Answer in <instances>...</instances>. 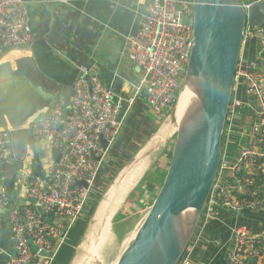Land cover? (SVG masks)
<instances>
[{
    "label": "built area",
    "instance_id": "1",
    "mask_svg": "<svg viewBox=\"0 0 264 264\" xmlns=\"http://www.w3.org/2000/svg\"><path fill=\"white\" fill-rule=\"evenodd\" d=\"M257 2L246 0L243 4L248 8ZM192 18V0H146L138 17V31L122 50V56L140 68L130 92L115 95L94 77L91 87L77 78L67 106L59 101L38 118H31L33 143L48 144L58 157L45 174L18 169L12 192L23 199L17 204L12 203L0 174V223L5 222L12 244L3 264L54 263L75 224L90 215L105 154L122 127L119 112L124 103V115L139 99L157 117L169 115L193 44ZM34 38L26 1L0 0V56L29 46ZM250 43L259 51L263 49V27H244L219 166L200 222L177 264H200L195 253L202 233L223 213L237 217L243 211L264 210V66L246 60ZM78 72L90 74L82 66ZM242 109L249 114L247 120ZM11 132L9 127L0 130V166L16 159ZM28 150L29 146L27 154ZM230 243L228 264L264 261V234L239 226L232 230Z\"/></svg>",
    "mask_w": 264,
    "mask_h": 264
},
{
    "label": "water",
    "instance_id": "2",
    "mask_svg": "<svg viewBox=\"0 0 264 264\" xmlns=\"http://www.w3.org/2000/svg\"><path fill=\"white\" fill-rule=\"evenodd\" d=\"M243 0H192L193 44L185 70L184 86L170 112L173 133L161 139L160 149L174 139L170 162L153 202L131 243L120 255L116 264H177L185 251L202 217L205 202L211 191L221 156V138L231 97L233 80L241 49L244 27H262L264 24V0L245 8ZM32 27V20L30 19ZM30 76L25 72L8 80L11 97L0 96V127L12 129V150L16 159L8 167L21 168L19 159L27 154V147L36 158L32 140L31 118L42 104L50 106L60 96L61 87L43 88L46 98H40L30 87H44L38 81V73L32 67ZM140 72V68L136 67ZM50 77V76H49ZM91 74L83 78L91 87ZM54 80V78L50 77ZM52 80V81H53ZM190 89L194 101L183 119L175 116L181 94ZM54 96V97H53ZM63 96H60L62 98ZM59 98V99H60ZM116 98L113 99V102ZM65 106L70 96L64 97ZM126 110L122 105L119 118ZM27 126V127H26ZM164 137V138H163ZM150 140L116 175L113 186L126 175L148 151ZM103 149L107 143L102 142ZM111 189V186H110ZM109 189V190H110ZM108 190V192H109ZM108 192L99 200L86 228L90 242L100 229L98 217ZM187 211L190 215L184 216ZM52 221V219L50 220ZM62 222V220H58Z\"/></svg>",
    "mask_w": 264,
    "mask_h": 264
},
{
    "label": "crops",
    "instance_id": "3",
    "mask_svg": "<svg viewBox=\"0 0 264 264\" xmlns=\"http://www.w3.org/2000/svg\"><path fill=\"white\" fill-rule=\"evenodd\" d=\"M25 1L35 38L29 46L6 52L0 56V96L11 97L8 80L31 71V66L36 71L43 72V74L38 73L37 78L44 87L28 88L34 89L35 94L40 98L47 97V94L42 92L43 88L61 87L59 91L60 96L63 97L59 96L52 105L59 101L64 103L65 96L71 98L72 87L78 78V67L80 66L87 68L92 77L98 79L103 86L113 90L115 95L122 96L130 92L137 80L138 72L135 65L122 56V50L126 40L135 36L138 31V17L144 9L146 0ZM246 60L257 66H264V60L260 58V52L256 47L249 51ZM27 74L30 76V73L27 72ZM48 107L42 104L35 113ZM147 110L141 117L133 115L128 117L129 111L122 115L121 130L105 154L95 195L92 196V199H97V202L107 194L110 186L112 188L116 175L151 139L164 134L166 137L173 133L170 113L166 118H161L148 108ZM247 116H249L248 112ZM1 129L3 128L0 127ZM157 139L150 143L148 147L150 150L145 154L146 156H143L129 170L131 171L138 163L145 161L143 162L145 170L115 211L122 209V213L127 212L125 215L129 213L131 216H136L145 209H149L147 197L139 196V200L133 206H128L127 201L152 167L158 168L160 177L164 174L166 165L163 163L168 159L165 151L170 141L165 148L160 149L161 139ZM42 146L52 151H50V156L44 155L43 162H54L58 157L57 152L48 145ZM28 154L33 162L31 170L46 173L50 163L45 169L42 168L37 148L36 158L33 157L31 149L28 150ZM156 161L159 163L158 166H155ZM3 165L0 166L1 170ZM5 174L2 171L3 177ZM100 194L102 196L99 199L97 196ZM13 197L20 202L23 199L20 195L18 198L12 192ZM15 202L17 203L16 200ZM239 226L250 233L264 234V210L243 211L237 217L223 213L221 218L209 222L198 244L195 261L200 264H228L226 254L231 247L232 230ZM11 251L9 231L5 222H2L0 223V264L4 263ZM258 264H264V261Z\"/></svg>",
    "mask_w": 264,
    "mask_h": 264
},
{
    "label": "rangeland",
    "instance_id": "4",
    "mask_svg": "<svg viewBox=\"0 0 264 264\" xmlns=\"http://www.w3.org/2000/svg\"><path fill=\"white\" fill-rule=\"evenodd\" d=\"M184 75L182 76V80L179 83V94L181 93L182 88L184 86V79H185ZM145 110H147V106L145 102L139 99L137 101V104H135V106L128 112L127 115L128 117L132 115L134 117H141L143 113H145ZM173 142H174V139L171 140L169 147L165 151V155L168 156V159L163 164H165L166 166L169 163L170 154H171V146L173 145ZM35 145L37 148V152L41 158L40 160L41 166L43 169H45V167L50 163V161H48L47 163L43 162L44 155L50 156L52 151L51 149L46 150L47 148H44L42 146V145H48V144H35ZM160 160H163V159H160ZM18 161H20L21 167L23 168L31 170L30 167H33V162L29 154H26L23 158L19 159ZM158 164L159 163L156 161L155 166H158ZM8 165L9 164H5L2 166V170L0 169V174H2V171L4 174L6 172L4 180H3V185L6 187L7 191H9L10 193L13 191V188H14V179H15V174H16L15 171L13 172L12 168L16 170V166L13 165L11 166L12 167L11 168V167H8ZM148 175H150V172L147 173V176ZM162 177L163 175H161V178ZM142 189H143V185L138 187L132 193V195L127 201L128 206H133L137 203V201L139 200V196L141 195ZM101 196L102 194L97 196V198ZM13 199L16 200L15 197H13ZM94 201L97 202V199L96 200L92 199L93 204H92L91 211L89 212L90 215L86 216L84 219L82 218L81 220H79L73 227L70 234L68 235L66 242L64 243V245H62L60 251L58 252L54 260L55 264H74L75 262H78L75 264H116L122 252L131 243L134 234L140 227L142 221L144 220L146 216V213L148 212V209H145L141 213L136 214V216L135 215L131 216L129 213L128 215H125L127 212L122 213L121 212L122 209H119L118 211H115L111 215L110 225L108 226L109 233L107 232L108 235L106 233L104 234L101 230L102 228H100L96 234V237L92 236L93 238H91L90 242H84L82 244V241H84V239L86 238L85 231H86L87 225L90 222L92 214L99 202L98 201L96 203ZM101 243H103V245H101ZM60 254L61 256H59Z\"/></svg>",
    "mask_w": 264,
    "mask_h": 264
},
{
    "label": "bare ground",
    "instance_id": "5",
    "mask_svg": "<svg viewBox=\"0 0 264 264\" xmlns=\"http://www.w3.org/2000/svg\"><path fill=\"white\" fill-rule=\"evenodd\" d=\"M194 101H196V99L194 98V96H193L192 92L190 91V89H186L181 94L180 99H179V102H178V105H177L176 110H175V116H176V118L178 120H181V119L184 118V116L186 115L187 111L189 110L191 104ZM165 125H168V124H165ZM148 150H150V149H148ZM143 162H145V161H143ZM143 162L138 163L124 177H122L120 180H118L117 183L114 186H112V188L109 190L107 200L103 204V206L101 207L100 212H99V215H98V217L101 218L100 228H102L101 230H102V232L104 234L105 233L107 234V232L109 233L108 226L110 225L111 215L115 212V210L117 209V207L121 204V202H122L123 198L125 197L126 193L133 187V185L138 180L139 176L145 170V165H144ZM191 212L192 211H187V213H185L184 216L190 215ZM101 245H103V243H101ZM75 263H78V262H75Z\"/></svg>",
    "mask_w": 264,
    "mask_h": 264
},
{
    "label": "trees",
    "instance_id": "6",
    "mask_svg": "<svg viewBox=\"0 0 264 264\" xmlns=\"http://www.w3.org/2000/svg\"><path fill=\"white\" fill-rule=\"evenodd\" d=\"M243 1H246V0H243ZM251 1L257 2L259 0H251ZM263 28H264V24H263ZM252 44L253 43H250L249 44V46H248L249 47L248 52L250 51V49H252V48L255 47V46H252ZM260 58L262 60H264V47H263V50L261 52ZM241 113L243 115L244 120H247L248 119L247 110L246 109H242L241 110ZM170 156H171V154H170ZM56 160H57V157H56ZM169 162H170V159H169ZM168 165H169V163H168ZM168 165L164 168V174H163V177L162 178L158 174V168H156V167L153 168L152 167L150 169V171H149L150 172V175L147 176V174H146L144 176V178L141 180L140 184L138 185V187H140L141 185H143V189L141 191L140 197H142V198H146L147 197V199L149 200V206L153 202V200H154V198H155L158 190L160 189V187H161V185L163 183L164 175H165V173L167 171ZM35 173H38V172H35ZM160 178H161V180H160ZM11 198H12V192H10V199ZM11 201H12L13 204L19 203L18 200H17V203H16L15 202V199L13 200V198L11 199ZM253 234H255V233H253ZM59 256H61V254Z\"/></svg>",
    "mask_w": 264,
    "mask_h": 264
},
{
    "label": "clouds",
    "instance_id": "7",
    "mask_svg": "<svg viewBox=\"0 0 264 264\" xmlns=\"http://www.w3.org/2000/svg\"><path fill=\"white\" fill-rule=\"evenodd\" d=\"M263 27V26H262ZM263 50V49H262ZM262 50L261 51H259L260 52V55H261V52H262Z\"/></svg>",
    "mask_w": 264,
    "mask_h": 264
}]
</instances>
